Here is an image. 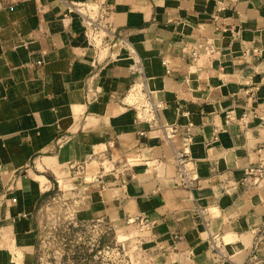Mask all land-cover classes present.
I'll return each instance as SVG.
<instances>
[{"label":"crops","instance_id":"1","mask_svg":"<svg viewBox=\"0 0 264 264\" xmlns=\"http://www.w3.org/2000/svg\"><path fill=\"white\" fill-rule=\"evenodd\" d=\"M205 39L218 52L192 65L186 47ZM140 83L171 140L137 118ZM243 112L256 117L225 123ZM174 151L191 157L190 192ZM259 163L264 0H0V264L12 249L35 264L37 208L76 170L80 221L115 226L149 264H264V176L246 172Z\"/></svg>","mask_w":264,"mask_h":264},{"label":"rangeland","instance_id":"2","mask_svg":"<svg viewBox=\"0 0 264 264\" xmlns=\"http://www.w3.org/2000/svg\"><path fill=\"white\" fill-rule=\"evenodd\" d=\"M138 93L133 89L129 97ZM75 172L66 177L58 174V185L37 208L35 264H149L139 247L117 233L115 226L80 221V198L67 193L71 183L81 180V171Z\"/></svg>","mask_w":264,"mask_h":264},{"label":"built area","instance_id":"3","mask_svg":"<svg viewBox=\"0 0 264 264\" xmlns=\"http://www.w3.org/2000/svg\"><path fill=\"white\" fill-rule=\"evenodd\" d=\"M88 10L90 9L86 8L84 12H80V13L85 17V26H86V29L88 30L87 36L92 41H94L95 40L94 38H99V35H98L99 29H98V25L93 21V18L88 15ZM109 10L110 9H107L106 12H108ZM72 11H73V8H69V12H72ZM117 41L119 44H125V40L121 37L118 38ZM100 44L107 45V43L103 41H101ZM186 49L188 53L189 62L192 65H194L200 59V57L205 56L207 58H211L212 56H215L218 52V48L215 46V44L212 42L211 39H205L202 41L200 40L194 41L193 43L189 44V46H187ZM129 54L131 58H133L132 64L130 66V70L135 72L136 74L143 75L140 60L136 58L132 50L129 51ZM162 65L165 68V72L169 73L168 62L166 60H163ZM184 81L185 82L189 81L188 75L185 76ZM140 84H141V87L139 90L140 92L138 93V95L132 96L136 98L134 99V101L131 102L137 108H140L139 111H137L136 113L137 118L146 122L150 127L158 126L161 130H163L165 138L167 140H171L173 136L177 134L176 126L166 125V124L161 123L159 120H157L156 112L161 108V104L153 101L151 99V93L143 86L144 84L142 83ZM132 87L130 88L129 93ZM254 91L255 90L251 89L250 95L254 94ZM250 117H256V114L252 113L251 115H249L247 114V112H243L238 118H235L234 116H232L231 113H227L225 116V123L229 124V123L234 122L239 125L245 126L246 122L248 121ZM190 126L191 124H188L185 126L186 139L188 141L191 140L190 136L188 135ZM217 130L219 129H216V131ZM139 135H144V132L143 131L139 132ZM173 163L175 167V177L178 180L179 185L183 189H185L187 192H190L191 188L194 186L193 177H192L193 165H192L190 155L188 153L174 151ZM246 172L253 175L254 181L259 182L260 179H262L264 176V165L263 163H259L255 167L248 168ZM2 200H3V196L0 195V250L5 248V243H6V241L3 240L5 236V232H4L3 226L1 225ZM144 226L147 227L146 224H144Z\"/></svg>","mask_w":264,"mask_h":264},{"label":"bare ground","instance_id":"4","mask_svg":"<svg viewBox=\"0 0 264 264\" xmlns=\"http://www.w3.org/2000/svg\"><path fill=\"white\" fill-rule=\"evenodd\" d=\"M36 178H37V180L40 181V183H41V185L43 187V184H44V180L45 179L43 180V177H41V178L40 177H36ZM12 259H11V261H12L13 264H20V259H21V253H20V251L16 250L14 252V257Z\"/></svg>","mask_w":264,"mask_h":264}]
</instances>
